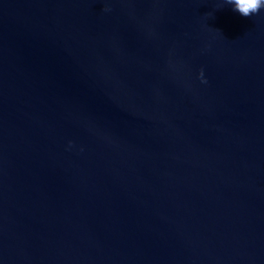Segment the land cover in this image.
<instances>
[{
  "label": "water",
  "instance_id": "95a60500",
  "mask_svg": "<svg viewBox=\"0 0 264 264\" xmlns=\"http://www.w3.org/2000/svg\"><path fill=\"white\" fill-rule=\"evenodd\" d=\"M0 264H264V6L0 0Z\"/></svg>",
  "mask_w": 264,
  "mask_h": 264
},
{
  "label": "clouds",
  "instance_id": "9594fccd",
  "mask_svg": "<svg viewBox=\"0 0 264 264\" xmlns=\"http://www.w3.org/2000/svg\"><path fill=\"white\" fill-rule=\"evenodd\" d=\"M227 2L232 4L234 10L243 17L256 13L264 6V0H227Z\"/></svg>",
  "mask_w": 264,
  "mask_h": 264
}]
</instances>
